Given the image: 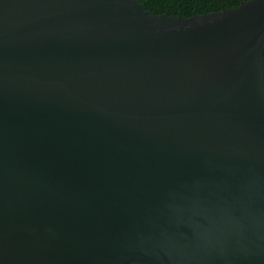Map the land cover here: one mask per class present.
Here are the masks:
<instances>
[{
  "label": "water",
  "instance_id": "water-1",
  "mask_svg": "<svg viewBox=\"0 0 264 264\" xmlns=\"http://www.w3.org/2000/svg\"><path fill=\"white\" fill-rule=\"evenodd\" d=\"M0 264H264V0H0Z\"/></svg>",
  "mask_w": 264,
  "mask_h": 264
},
{
  "label": "trees",
  "instance_id": "trees-1",
  "mask_svg": "<svg viewBox=\"0 0 264 264\" xmlns=\"http://www.w3.org/2000/svg\"><path fill=\"white\" fill-rule=\"evenodd\" d=\"M144 8L155 14L171 16L205 14L235 8L249 0H141Z\"/></svg>",
  "mask_w": 264,
  "mask_h": 264
}]
</instances>
